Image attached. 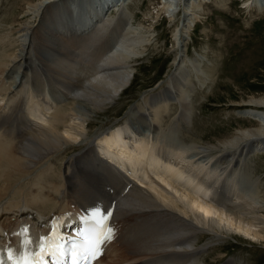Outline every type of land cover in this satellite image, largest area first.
<instances>
[{"label": "bare ground", "instance_id": "obj_1", "mask_svg": "<svg viewBox=\"0 0 264 264\" xmlns=\"http://www.w3.org/2000/svg\"><path fill=\"white\" fill-rule=\"evenodd\" d=\"M34 1L28 0L20 20L16 24L13 17L10 33L0 38L1 45L5 43L0 50V232L7 231L9 246L14 248L10 234L20 221L41 225L50 219L47 214L18 203L9 207L14 194H22V181H43L46 175L61 182L64 175L68 197L75 185L73 168L93 156L95 149L120 171L122 183L113 186L122 189L119 201L132 216L121 218L119 226H128L138 218L136 225L142 227L139 233L129 236L122 245L123 251L114 253L106 264L138 260H145L142 264H209L208 259L216 256L203 260L202 253L225 237L238 235L264 242V187L259 179L248 178L253 177L248 165L251 156L264 151V123L257 120H264V115L258 113L264 110V95L249 98V105L257 109L251 108L254 112L247 113L257 125L241 128L231 136L220 134L212 140L218 143L200 142L202 138L198 140L196 133L191 141H186L185 132L193 123V102L186 89L189 77L178 70L183 64L181 49L187 26L191 25L189 19H195L194 9H200L206 0L165 1L163 7L170 18L183 16L182 26L174 33L173 65L179 69L170 73L156 90L142 94L126 113L125 122L109 131L102 126L93 131L90 128L132 84L133 63L138 57L132 48H149L151 34L131 28L133 32L127 38V13L108 17L105 7L118 13L125 0ZM191 6L194 9H189ZM73 20L82 25L77 32L67 29ZM11 33L17 36L12 39ZM67 38H72V42L64 45ZM31 63L39 70L31 71ZM52 73L58 77V95L52 97L50 92L43 98L44 82L53 90ZM8 78L12 80L10 84L2 86ZM25 78L33 80L32 95L41 102L37 112L31 106L25 108L24 91L17 96V87H28ZM17 118L27 120V129L18 127L22 129L17 132ZM167 129L173 131L174 141L165 149L159 143ZM76 148L79 151L71 156ZM61 157L69 158L64 160L59 180L60 176L52 172ZM85 178L82 185L89 191H105L111 186L104 177L100 182H95L96 175ZM117 178L110 176V180ZM244 178H248L247 183L252 181V187L246 188ZM111 197L107 192L104 199L108 203ZM63 199L61 196L50 201V197L30 196V201L46 212L57 208L54 205Z\"/></svg>", "mask_w": 264, "mask_h": 264}, {"label": "rangeland", "instance_id": "obj_2", "mask_svg": "<svg viewBox=\"0 0 264 264\" xmlns=\"http://www.w3.org/2000/svg\"><path fill=\"white\" fill-rule=\"evenodd\" d=\"M111 1L114 2V0ZM125 1L127 4L125 3L126 5L124 4L118 13L112 8L108 9L106 11L108 17L120 16L123 12L127 13L129 18L125 19L128 30L127 38L131 37L133 32L131 28H137L142 33L151 34L152 45L146 50H142L140 47L132 48L138 55L133 63L135 75L132 84L127 87L122 97L113 106L105 109V114L95 119L94 125L90 128L91 131L99 126L104 129L109 128L107 130L109 131L117 126L115 124L125 122L124 119L129 114L132 104H135L145 92L156 90L162 81L177 68V65H173L176 54L174 33L183 24L182 14H177L176 18H170L171 15L163 7L166 0ZM258 1L206 0L203 1V6L200 9L197 7L194 9V6L189 7V9H194L197 16L195 15V19H189L191 25L187 26L189 30L183 36V48L181 49L183 64H179L181 69L177 68L178 72L189 77L186 89L190 91V97H192L190 100L193 102V123L188 126V130L185 132L186 141H191L196 133L198 140L202 138L200 142L218 143L217 140H212L220 134L231 136L241 128L257 125L255 120L249 119L250 116L247 112L252 113L254 112L252 109H257L256 106L249 105L251 104L249 98L264 95V0L261 3ZM27 2L28 0H0L1 39L5 34L10 33L14 21L12 18L17 20L16 24L20 20L19 16ZM73 12L75 10H71V13ZM185 23L188 22L185 21ZM11 34L12 39L17 36V33ZM72 38H67L63 44L68 45L72 42ZM154 41H157L156 44ZM36 46L37 44L34 45V47ZM4 47L5 43L1 45L0 41V50ZM7 80L2 86L9 85L12 81L11 78ZM258 113L264 115V110ZM167 117L165 116V120L168 119ZM257 120L264 123V120L260 118ZM77 151H79L78 148L71 153V156L76 155L77 153H74ZM69 152L70 150L67 153ZM67 158L69 157H61L56 161L52 174L61 175L63 173L64 160ZM248 165L253 179H259L263 188L264 151L252 155ZM42 180L31 182L27 179L23 180L22 194L15 193V199L11 202L21 199V204L26 202L32 206H38L30 201V196L33 199L31 194L40 192L42 196L39 199L50 197V201H56L63 196L55 191V186L59 183L55 181L57 179L53 180L51 176L45 175V179ZM243 180H245L247 189L252 187L251 180L250 184L247 183L246 178ZM48 182H51L52 185L49 186ZM59 185H63V181ZM61 187L64 188V185ZM40 188L43 190L41 191ZM202 242V240L199 241L200 244ZM123 249L124 246L116 253ZM211 256L216 257L212 258ZM201 257L203 260L211 257L212 259H208L209 264L230 262L232 261L231 257L238 259H233V261H237V264L252 262L264 264V242L241 238L238 235L229 236L211 247L210 250L203 252ZM131 263L135 262L131 261Z\"/></svg>", "mask_w": 264, "mask_h": 264}, {"label": "snow or ice", "instance_id": "obj_3", "mask_svg": "<svg viewBox=\"0 0 264 264\" xmlns=\"http://www.w3.org/2000/svg\"><path fill=\"white\" fill-rule=\"evenodd\" d=\"M92 217V234L85 237L83 244L72 245L68 249L64 248L61 242L62 238H57L55 234L41 237L40 243L34 249L27 229H22L18 233L23 237L21 248L15 250L9 248L7 251L8 261L11 264H43L46 254L55 256L57 260H62L66 252L71 254L74 264H78L80 260L98 258L102 254L103 245L114 238V229L108 226V217L102 213L100 208L92 210ZM0 264H4L3 255H0Z\"/></svg>", "mask_w": 264, "mask_h": 264}]
</instances>
